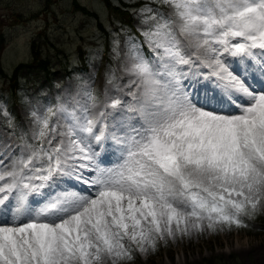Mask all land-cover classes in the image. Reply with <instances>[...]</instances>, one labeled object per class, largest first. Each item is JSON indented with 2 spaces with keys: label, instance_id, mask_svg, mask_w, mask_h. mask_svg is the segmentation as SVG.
I'll return each instance as SVG.
<instances>
[{
  "label": "snow or ice",
  "instance_id": "6c2138e0",
  "mask_svg": "<svg viewBox=\"0 0 264 264\" xmlns=\"http://www.w3.org/2000/svg\"><path fill=\"white\" fill-rule=\"evenodd\" d=\"M162 3L171 16L143 33L158 59L135 41L125 55L133 137L115 135L121 100L94 113L89 93L34 110L33 142L0 155V264H121L166 237L246 227L264 207V0ZM109 139L125 145L114 168L96 151Z\"/></svg>",
  "mask_w": 264,
  "mask_h": 264
},
{
  "label": "rangeland",
  "instance_id": "374dc122",
  "mask_svg": "<svg viewBox=\"0 0 264 264\" xmlns=\"http://www.w3.org/2000/svg\"><path fill=\"white\" fill-rule=\"evenodd\" d=\"M48 1L0 0V33L5 41L0 60V143L5 141L13 155L19 156L25 142H33L34 110L46 111L61 104L71 107L77 102L91 104L89 93L96 101L94 113L101 108L102 101L110 103L106 97L121 100V108L108 111H116L120 121L115 135L120 141L130 139L135 135L133 129L139 127L132 119L138 117L134 109L140 105L134 95L135 77L123 71L125 55L135 41L145 59H158L157 53L144 42L143 33L156 22L149 17H170L171 8L162 0H143L146 3L130 10V25L135 34L109 20L102 0H75L93 14L73 5L74 0H52L49 5ZM33 41L48 67L42 70L34 61L31 66L22 67L18 87L10 89L8 76L17 63L31 60ZM178 70L188 72L189 68L180 65ZM249 83L254 88L261 87L259 79ZM193 102L197 103L195 96ZM124 147L122 142L109 139L105 147L97 148V152H107V156L99 158L100 166L114 168L123 163ZM76 187L81 189L82 185ZM260 211L264 217V207ZM246 225L237 229L217 226L215 231L205 227L188 235L166 237L157 240L154 250L136 251L131 260L121 264H264V221Z\"/></svg>",
  "mask_w": 264,
  "mask_h": 264
},
{
  "label": "trees",
  "instance_id": "16d2710c",
  "mask_svg": "<svg viewBox=\"0 0 264 264\" xmlns=\"http://www.w3.org/2000/svg\"><path fill=\"white\" fill-rule=\"evenodd\" d=\"M118 1L119 2H115L114 0H103V3L107 7L109 19L111 21L112 20L117 21L119 24H122L123 26L129 25V23H130L129 11L132 7L139 5V2L130 3V2L122 1V0H118ZM51 2H52V0H49L48 5ZM73 5L80 8L85 13H92V14L94 13L90 9H87L84 5H81L78 2H76L75 0L73 1ZM3 42H4V38H3V35L0 33V52L5 45ZM30 53H32V60L34 59V61L37 62V65H39V67H41L43 69L48 67L47 60L43 59L41 57V53H40V50L38 49L37 42H35V41L32 42ZM29 64L30 63L22 62V63H18L17 66H15L13 68L12 73L9 76L10 77L9 82H10L11 88L16 87V85L18 83V77H17L18 71L22 68V66L29 65ZM0 69H1V66H0ZM243 220L245 223L248 220H259V221L262 220V221H264V217H263L261 211L259 210L254 216H252L250 218L248 217V219L243 217ZM232 227H236V226L233 225L230 228H232Z\"/></svg>",
  "mask_w": 264,
  "mask_h": 264
},
{
  "label": "bare ground",
  "instance_id": "6f19581e",
  "mask_svg": "<svg viewBox=\"0 0 264 264\" xmlns=\"http://www.w3.org/2000/svg\"><path fill=\"white\" fill-rule=\"evenodd\" d=\"M139 91V89L137 88V92ZM136 92V93H137ZM134 94V93H133ZM5 149H7V151H5ZM14 154V151L12 150V148L10 147V145H8V144H6V142L5 141H2L1 143H0V155H2V156H7V155H10V156H12ZM8 161L6 160V163H7ZM82 185V188H84L85 186L83 185V184H81Z\"/></svg>",
  "mask_w": 264,
  "mask_h": 264
}]
</instances>
